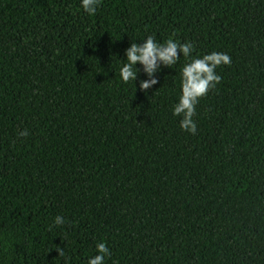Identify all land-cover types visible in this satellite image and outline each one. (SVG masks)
I'll return each mask as SVG.
<instances>
[{
	"label": "trees",
	"instance_id": "trees-1",
	"mask_svg": "<svg viewBox=\"0 0 264 264\" xmlns=\"http://www.w3.org/2000/svg\"><path fill=\"white\" fill-rule=\"evenodd\" d=\"M148 35L231 58L195 134L172 113L183 56L146 91L120 80ZM100 241L105 264H264V0H0V264Z\"/></svg>",
	"mask_w": 264,
	"mask_h": 264
},
{
	"label": "clouds",
	"instance_id": "clouds-1",
	"mask_svg": "<svg viewBox=\"0 0 264 264\" xmlns=\"http://www.w3.org/2000/svg\"><path fill=\"white\" fill-rule=\"evenodd\" d=\"M101 0H80V7L89 15H95ZM193 44L190 41L183 43L172 38L159 42L153 35H148L140 43L131 42L124 49L126 62L119 67V77L124 83L136 81L142 72L146 78L139 81V89L146 91L159 83L157 73L164 68L171 69L179 58L183 56L186 63L180 68V94L178 101L173 105L172 113L182 116L179 121L182 130L195 134L197 124L193 120L196 114V105L199 99L214 88L221 80L215 69L221 64H230L231 58L227 53L212 51L207 54L193 57ZM28 135L27 130L19 133ZM65 223V217L57 215L53 219L56 226ZM59 255H64L63 248L57 246ZM95 253L87 259V264H105L111 252L105 241L95 244Z\"/></svg>",
	"mask_w": 264,
	"mask_h": 264
}]
</instances>
